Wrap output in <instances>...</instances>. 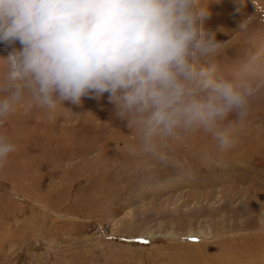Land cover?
I'll use <instances>...</instances> for the list:
<instances>
[{"label": "rangeland", "instance_id": "rangeland-1", "mask_svg": "<svg viewBox=\"0 0 264 264\" xmlns=\"http://www.w3.org/2000/svg\"><path fill=\"white\" fill-rule=\"evenodd\" d=\"M206 2L223 74L264 55V0ZM0 132L17 145L0 168V264H264V96L230 150L200 133L167 161L133 152L107 93L57 114L22 104Z\"/></svg>", "mask_w": 264, "mask_h": 264}, {"label": "clouds", "instance_id": "clouds-1", "mask_svg": "<svg viewBox=\"0 0 264 264\" xmlns=\"http://www.w3.org/2000/svg\"><path fill=\"white\" fill-rule=\"evenodd\" d=\"M208 15L206 0H0V43L19 44L0 58V128L25 103L57 114L107 93L138 155L167 161L200 133L227 152L264 96V55L223 74ZM16 151L0 132V168Z\"/></svg>", "mask_w": 264, "mask_h": 264}]
</instances>
